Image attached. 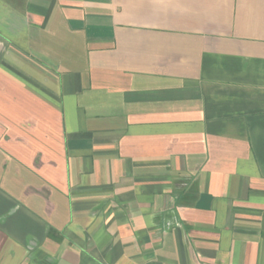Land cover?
Returning <instances> with one entry per match:
<instances>
[{
	"label": "crops",
	"instance_id": "crops-1",
	"mask_svg": "<svg viewBox=\"0 0 264 264\" xmlns=\"http://www.w3.org/2000/svg\"><path fill=\"white\" fill-rule=\"evenodd\" d=\"M0 264H264V0H0Z\"/></svg>",
	"mask_w": 264,
	"mask_h": 264
}]
</instances>
